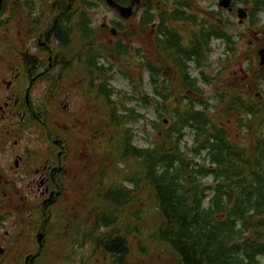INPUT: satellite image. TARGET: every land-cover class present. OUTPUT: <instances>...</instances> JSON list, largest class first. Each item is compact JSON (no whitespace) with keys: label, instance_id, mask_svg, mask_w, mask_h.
Returning a JSON list of instances; mask_svg holds the SVG:
<instances>
[{"label":"trees","instance_id":"1","mask_svg":"<svg viewBox=\"0 0 264 264\" xmlns=\"http://www.w3.org/2000/svg\"><path fill=\"white\" fill-rule=\"evenodd\" d=\"M177 2L157 16L154 55L131 48L132 29L126 39L117 37L101 48L105 85L100 94L91 89L86 97L97 107L88 141L92 175L73 201L66 228L69 242L90 244L89 257L99 259L95 264H258L264 256V99L256 94L263 68L250 71L248 91L244 84H222L214 97L205 95L198 80L212 83L201 69L212 41L224 40L230 56L242 52L228 25L220 26L210 12L190 11L189 2ZM151 13L137 22L138 33L149 29ZM89 33L90 40L98 34ZM108 57L131 94L110 87ZM167 67L177 78L172 88ZM191 67L199 70L198 78ZM144 73L151 95L143 90ZM132 100L158 109V120L149 121L157 132L145 147L133 143L129 124L144 117L126 105ZM187 129L190 144L184 139Z\"/></svg>","mask_w":264,"mask_h":264},{"label":"flooded vegetation","instance_id":"2","mask_svg":"<svg viewBox=\"0 0 264 264\" xmlns=\"http://www.w3.org/2000/svg\"><path fill=\"white\" fill-rule=\"evenodd\" d=\"M114 1L129 6L132 0ZM215 1L209 12L220 26L228 25L236 43L243 37L234 31L235 23L229 16L237 15L238 8H243L247 16L242 21L238 19V23L247 18L252 23L257 14L264 12L263 0H232L228 7L220 6V0ZM176 2H189L199 8L198 0H138L132 5V16L122 18L106 0H0V228L4 227L0 233V262L7 256L22 264V237L27 233L28 215L37 216L36 233H43L46 239V231L52 228V207L70 185L84 190L89 184L90 173L82 177L84 168H66L72 139L59 137V122L52 110L58 100L59 85L68 80L71 90L84 93L85 103L72 101L75 110L70 114L68 132L84 137L83 147L89 150L92 108L97 107L86 97L91 89L100 94L105 85L106 72L99 67L101 48L108 41L112 45L127 22L133 21L128 28L136 32L134 36H140L137 22L145 12L154 14L160 6L170 10ZM102 9L113 13V17L105 18ZM91 12L104 18L94 24ZM90 29L102 34V38L97 34L90 40ZM127 32L123 33L125 37ZM153 32L151 29L150 34ZM215 40L225 46L221 38ZM92 45L96 62L93 77ZM228 53L225 51V55ZM261 67L264 71V65ZM36 94L43 97V109H38ZM86 109H91V113L85 114ZM81 110L85 111L83 120L77 118ZM28 130L35 132L29 144L24 139ZM89 169L88 165L87 172ZM43 247L24 252V257L29 255L30 263L35 262Z\"/></svg>","mask_w":264,"mask_h":264},{"label":"rangeland","instance_id":"3","mask_svg":"<svg viewBox=\"0 0 264 264\" xmlns=\"http://www.w3.org/2000/svg\"><path fill=\"white\" fill-rule=\"evenodd\" d=\"M264 1V0H263ZM199 8H195L194 6H190L191 10H199V14L207 15L209 14V9L215 7L214 3L215 0H198ZM169 6V5H168ZM170 7V6H169ZM164 8L160 6L159 9H155L153 11L154 18L153 22L149 24V29L145 32L138 33L140 36H133V42L130 44L132 49H139L142 54H146L149 56L154 55V47L153 43L151 42L150 37L154 35L150 34V30L153 29L154 31L157 28L158 18L160 11H164ZM101 13H105V18L109 19L113 17V13L109 12L108 10H101ZM231 21L234 24V31L241 34L242 40L237 41L236 45L239 48L238 51L242 52L238 56V54L234 56H230L226 58L225 50L226 47L222 44L219 40H213L211 44L212 51L209 54L205 64L203 65L202 72L207 75L209 78H212V83L204 84L203 81L198 80V83L203 87L205 91V95L213 96L215 95L214 88L217 86L225 85H233L239 87L241 84H244L245 90L248 91L249 85L251 82L252 71L256 66H259V56L257 54V50L261 47H264V12L257 14L253 22L250 23L249 18L245 19L241 24L238 23L237 15H230L229 16ZM228 17V18H229ZM104 18L102 14H94L91 12V19L92 23H98L101 19ZM133 21L127 22V26L125 29L118 33L117 37H122L123 40L126 39L125 35L123 34L126 31H129L130 26H132ZM181 25V24H180ZM98 33V32H97ZM108 33V32H107ZM129 36V32H127ZM151 35V36H150ZM98 38H102V34H98ZM110 42L108 41L107 44ZM135 51V50H134ZM249 53L253 56L252 59H249V62L246 54ZM256 55V56H255ZM251 56V57H252ZM138 56L136 53H133V60L136 61ZM111 61L109 65H112L111 70H109L110 75H112L109 83L110 87L114 88L116 91H124L127 95L131 94V87L128 83V80L123 77L118 70V64H116L111 57H108ZM190 73L192 77L198 78L199 77V70L195 67H191ZM164 74L169 78V85L170 87L177 86V78L173 74L172 70L169 67L164 69ZM144 83H143V90L151 95L152 91L150 85L147 82L146 73H144ZM59 94L57 95V103L56 106L52 105V110L56 115V118L59 122L58 134L59 137L65 139H72L69 141V151L68 156L66 158V168H73L76 169L77 167L84 168L85 174L82 177L87 176V173H90V179L92 175V168H91V159L89 150L84 148L86 144V139L84 137L76 134L72 136L68 132V126L72 122L70 119L71 111L75 110V106H73L72 101L78 102L80 104L85 103L84 101V93L82 91L71 90L72 88L68 85V80H65L60 85ZM71 93V94H70ZM258 97L264 99V82L260 83V90L256 91ZM214 97V96H213ZM42 95L38 96L36 94L35 100L37 101L38 109H43V99ZM210 103H217L216 100H210ZM87 105V104H86ZM127 106L133 107L137 112L143 115V119L138 121H132L129 124V127L132 128L133 133L135 134L133 137V143L139 147H145L149 144L150 140L154 138V133L157 132L156 129L149 123L152 120H158V109L154 105L145 104L139 100H132L126 102ZM85 110V108H84ZM83 110V112H85ZM87 113H91V109H86ZM82 110L79 111L77 118H81L83 120ZM101 117V114L98 113ZM167 124V123H165ZM69 136H71L69 138ZM35 138V132L28 130L24 133V139L28 144L32 139ZM184 139L188 144L191 143L192 133L189 129L186 130ZM89 141V140H88ZM90 166L89 171L87 172L88 165ZM83 171V172H84ZM81 179L80 176H78ZM90 181V180H89ZM71 188V189H70ZM70 188L63 194L57 204L52 207V228L50 235L43 239L44 247L41 250V254L35 262L30 263L29 259L25 262L24 252L28 251H35L38 248V243L36 241V223L38 221L37 216L32 215L27 217L26 224H27V233L26 236L22 237V264H95L99 261L98 258L89 257V253L91 251L90 244H85L84 246H80L79 244H75L69 242V238L66 236V228L68 227V221L74 216L73 211V201L76 202L82 189L76 185H70ZM33 211H37L36 209H31ZM28 211V209H27ZM29 212V211H28ZM4 231V227L0 228V233ZM45 240V241H44ZM2 262L0 264H17L16 261L12 260V257L4 256ZM30 258V257H29ZM95 261V263H94ZM258 264H264V256H258Z\"/></svg>","mask_w":264,"mask_h":264},{"label":"water","instance_id":"4","mask_svg":"<svg viewBox=\"0 0 264 264\" xmlns=\"http://www.w3.org/2000/svg\"><path fill=\"white\" fill-rule=\"evenodd\" d=\"M138 0H132L131 1V5L129 6H121L119 4H117L114 0H106L107 4L113 8H115L120 16L122 18H130L133 14V9H132V5H134L135 2H137ZM232 0H220L219 1V5L222 7H228L230 2ZM237 16L240 19V21H242L244 18H246L247 13L246 10L243 8H238L237 10ZM112 32L114 33L115 30L112 29ZM257 54L259 56V65L262 66L264 65V47H261L258 49ZM166 122V121H165ZM44 234L41 232L36 233V241L38 243V246L41 248L42 247V240H43ZM29 255L26 256L25 258V262H27V260L29 259Z\"/></svg>","mask_w":264,"mask_h":264}]
</instances>
